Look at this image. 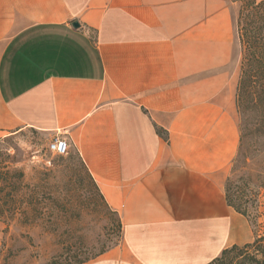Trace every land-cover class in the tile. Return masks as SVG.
I'll use <instances>...</instances> for the list:
<instances>
[{
  "label": "crops",
  "instance_id": "0c3cea01",
  "mask_svg": "<svg viewBox=\"0 0 264 264\" xmlns=\"http://www.w3.org/2000/svg\"><path fill=\"white\" fill-rule=\"evenodd\" d=\"M237 10L0 0V139L65 138L121 221L120 242L83 264H206L253 239L224 191L239 147Z\"/></svg>",
  "mask_w": 264,
  "mask_h": 264
},
{
  "label": "rangeland",
  "instance_id": "374dc122",
  "mask_svg": "<svg viewBox=\"0 0 264 264\" xmlns=\"http://www.w3.org/2000/svg\"><path fill=\"white\" fill-rule=\"evenodd\" d=\"M233 2L237 4L238 17L242 2ZM237 116L241 140L225 183L229 180L234 197L247 196V211H260L258 221L263 222L264 137L252 132L250 113L243 119ZM48 140L28 128L2 142L13 155V167L22 169L39 193L43 183H48L51 199L46 202L43 215L29 224L18 217L0 219V264H78L84 258L97 257L103 248L109 249L121 240L117 216L92 186L78 154L69 148L65 155H54L47 149Z\"/></svg>",
  "mask_w": 264,
  "mask_h": 264
},
{
  "label": "trees",
  "instance_id": "16d2710c",
  "mask_svg": "<svg viewBox=\"0 0 264 264\" xmlns=\"http://www.w3.org/2000/svg\"><path fill=\"white\" fill-rule=\"evenodd\" d=\"M241 2L242 7L237 17L241 61L235 104L241 119L246 113L251 114L248 123L252 124V132L264 137V0H241ZM155 128L160 136L166 138L163 129L156 126ZM240 131L239 128V142ZM5 138L0 139V219L8 221L18 217L22 223L29 224L36 217L43 215L46 202L51 199V193L47 182L43 183L39 193L35 184L26 179L23 170L13 167V155L4 149L2 144ZM69 148L70 145L67 153ZM84 168L92 186L108 207L90 173L85 166ZM224 191L227 204L245 216L254 226L253 239L224 248L218 256L206 264H264V221H258L262 213L256 210L250 214L245 204L248 201L247 196L241 194L234 197L230 192L229 180L224 185ZM116 216L117 230L121 235V221L117 214ZM107 249L103 248L99 254ZM87 260L88 258L79 260L78 264Z\"/></svg>",
  "mask_w": 264,
  "mask_h": 264
},
{
  "label": "built area",
  "instance_id": "2783aa9c",
  "mask_svg": "<svg viewBox=\"0 0 264 264\" xmlns=\"http://www.w3.org/2000/svg\"><path fill=\"white\" fill-rule=\"evenodd\" d=\"M68 141L62 136H52L47 142V149L54 155H65L68 152Z\"/></svg>",
  "mask_w": 264,
  "mask_h": 264
},
{
  "label": "water",
  "instance_id": "95a60500",
  "mask_svg": "<svg viewBox=\"0 0 264 264\" xmlns=\"http://www.w3.org/2000/svg\"><path fill=\"white\" fill-rule=\"evenodd\" d=\"M73 25L77 27L79 24L77 22H73Z\"/></svg>",
  "mask_w": 264,
  "mask_h": 264
}]
</instances>
